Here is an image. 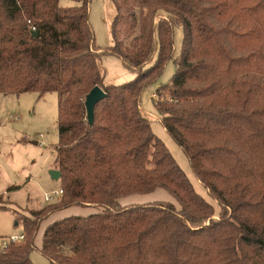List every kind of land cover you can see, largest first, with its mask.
I'll list each match as a JSON object with an SVG mask.
<instances>
[{"label":"trees","instance_id":"obj_1","mask_svg":"<svg viewBox=\"0 0 264 264\" xmlns=\"http://www.w3.org/2000/svg\"><path fill=\"white\" fill-rule=\"evenodd\" d=\"M75 1L0 0V94H58L63 189L58 202L18 216L26 236L0 251V264H35L41 223L73 206L99 211L46 227L40 250L52 264H264V0H113L108 48L96 43L91 0ZM107 55L135 78L106 85L99 60ZM171 60L155 106L213 202L141 110L144 89ZM96 86L107 96L90 124L85 100ZM157 189L180 208L120 202Z\"/></svg>","mask_w":264,"mask_h":264},{"label":"rangeland","instance_id":"obj_2","mask_svg":"<svg viewBox=\"0 0 264 264\" xmlns=\"http://www.w3.org/2000/svg\"><path fill=\"white\" fill-rule=\"evenodd\" d=\"M78 4L75 0H60L61 6ZM116 6L113 0H91L90 23L94 30L97 45L108 48L114 43L112 35ZM183 28H175L174 57L183 47ZM157 56L149 61L146 67L155 63ZM99 67L105 75L106 85H118L135 78L130 70L116 55L103 56ZM176 65L174 60L166 64L162 76L149 84L141 96V109L150 120L153 132L167 145L180 167L185 170L196 191L209 201L211 196L206 188L198 182L183 149L176 143L161 123L156 109V87L170 82ZM157 94V93H156ZM58 134V94L56 92H25L20 95L0 94V237L20 235L25 232L23 222L17 221L19 215H31V211L56 203L47 202L45 195L61 188V179H54L50 171L58 170L56 164ZM161 191V192H155ZM148 194H134L121 198L125 205L130 203H147L154 201L172 202L177 208L179 204L173 196L164 189H157ZM213 202V201H212ZM216 216L221 211L216 201ZM92 207V206H89ZM55 215V214H53ZM49 216L41 223L35 243L37 249L31 254L35 264H52L40 250L41 232L52 222ZM18 222V223H17Z\"/></svg>","mask_w":264,"mask_h":264},{"label":"water","instance_id":"obj_3","mask_svg":"<svg viewBox=\"0 0 264 264\" xmlns=\"http://www.w3.org/2000/svg\"><path fill=\"white\" fill-rule=\"evenodd\" d=\"M34 36L38 35V31L33 32ZM107 96V93L104 91L103 88L100 86L94 87L86 96L85 104L87 109V119L90 124L94 123L95 119V106L96 104L104 99ZM51 176L54 179H60L61 178V172L59 170H51L50 171Z\"/></svg>","mask_w":264,"mask_h":264},{"label":"crops","instance_id":"obj_4","mask_svg":"<svg viewBox=\"0 0 264 264\" xmlns=\"http://www.w3.org/2000/svg\"><path fill=\"white\" fill-rule=\"evenodd\" d=\"M142 110V109H141ZM142 113L144 114V112L142 111ZM144 116L146 117V115L144 114ZM198 182H200V180H198ZM201 183V182H200ZM155 192H161V191H155ZM154 202H159V201H154ZM162 202V201H161ZM164 202V201H163ZM147 203H153V202H147ZM133 204H142V203H130V202H126L125 205H133ZM99 208L97 207H81V206H73V207H69V208H65L62 210H59L57 212H54L51 214V216L53 214V216H56L55 218L53 217L52 222H50L48 225L52 224L53 222H55L56 220L65 218L67 216H71V215H88L94 212H98ZM46 225L45 228L42 230L41 234L43 237L44 231L46 229V227L48 226ZM41 227V226H40ZM42 245V238H41V242H40V248Z\"/></svg>","mask_w":264,"mask_h":264},{"label":"built area","instance_id":"obj_5","mask_svg":"<svg viewBox=\"0 0 264 264\" xmlns=\"http://www.w3.org/2000/svg\"><path fill=\"white\" fill-rule=\"evenodd\" d=\"M32 31L33 32L36 31V28L32 27ZM152 97L153 99L158 100V95L156 93H153ZM62 194H63L62 188L58 190H54L51 193L45 195V200L47 202H53L55 201L56 198L62 196ZM25 236H26V232H23L20 235H12L10 237H0V251H4L5 249H7L11 243L22 241L25 238Z\"/></svg>","mask_w":264,"mask_h":264}]
</instances>
